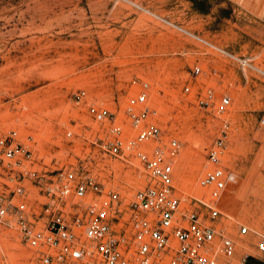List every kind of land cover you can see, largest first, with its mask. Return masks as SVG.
Segmentation results:
<instances>
[{
	"label": "rangeland",
	"instance_id": "rangeland-1",
	"mask_svg": "<svg viewBox=\"0 0 264 264\" xmlns=\"http://www.w3.org/2000/svg\"><path fill=\"white\" fill-rule=\"evenodd\" d=\"M150 11L243 55L264 68V0H134ZM198 64L196 77L192 67ZM153 116L181 144L175 185L200 195L206 151L223 140L224 164L236 173L220 201L235 223L264 232V80L242 72L149 14L113 0H0V135L15 130L34 151L35 169H55L89 158L109 187L133 191L140 179L119 161L94 155L98 128L72 95L119 113L141 85ZM190 91L185 92V85ZM212 87L230 96L223 110L199 102ZM73 136L67 137L66 131ZM0 166V190L32 180ZM233 232V231H232ZM255 242L256 235H252ZM255 252V249H251ZM30 251L0 226V264H30Z\"/></svg>",
	"mask_w": 264,
	"mask_h": 264
},
{
	"label": "built area",
	"instance_id": "built-area-1",
	"mask_svg": "<svg viewBox=\"0 0 264 264\" xmlns=\"http://www.w3.org/2000/svg\"><path fill=\"white\" fill-rule=\"evenodd\" d=\"M149 14L156 21L196 41L234 64L244 76L264 80L256 56L235 53L180 23L154 13L134 0H113ZM261 21L264 23V8ZM201 67L195 64L196 77ZM190 91V84L185 85ZM199 102L223 110L230 96L212 87L198 93ZM97 123L94 155L119 161L140 179L130 190L109 187L89 158L55 169H35L34 151L15 130L0 135V166L32 180L31 195L23 184L0 190V226L30 251V264H264V232L257 233L222 211L220 201L235 182L224 164L227 144L207 148L199 196H183L175 185L181 144L154 119L145 84L126 105L122 117L89 101L84 89L72 95ZM264 127V111L258 119ZM72 137V131H66ZM233 231V232H232ZM252 235H256L255 242ZM254 248L255 252L251 249Z\"/></svg>",
	"mask_w": 264,
	"mask_h": 264
},
{
	"label": "bare ground",
	"instance_id": "bare-ground-1",
	"mask_svg": "<svg viewBox=\"0 0 264 264\" xmlns=\"http://www.w3.org/2000/svg\"><path fill=\"white\" fill-rule=\"evenodd\" d=\"M199 188H200V187H199ZM178 190H179V189H178ZM200 190H201V192H200V193H202V191H203V190H202V188H200ZM179 192H180V191H179ZM180 193H181V192H180Z\"/></svg>",
	"mask_w": 264,
	"mask_h": 264
}]
</instances>
